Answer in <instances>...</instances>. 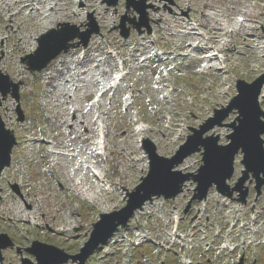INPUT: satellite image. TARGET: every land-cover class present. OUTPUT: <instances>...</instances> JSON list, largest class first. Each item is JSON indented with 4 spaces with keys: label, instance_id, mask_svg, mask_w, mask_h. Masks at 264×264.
<instances>
[{
    "label": "rangeland",
    "instance_id": "rangeland-1",
    "mask_svg": "<svg viewBox=\"0 0 264 264\" xmlns=\"http://www.w3.org/2000/svg\"><path fill=\"white\" fill-rule=\"evenodd\" d=\"M88 1L97 4L101 17L104 15V20L99 18L95 10L87 8L88 4L81 0H50L42 5H39L36 0L30 3L31 6L26 11H21L20 6L12 7L11 13H8L9 9H6L2 17L0 16V30L5 33V37L0 40V71L8 75L13 83L21 84L20 109L24 114V121L19 123L17 114L19 107L11 94L5 100L1 99V118L6 128L13 131L20 144L12 153V162L15 163L13 170L5 169L0 174V189L3 190L0 193L3 200L0 203V233L8 234L16 246L21 248L30 247L34 240H40L64 249L69 254H77L89 240L93 231L92 226L99 221L100 215L120 210L126 205L122 200L127 198L128 192L133 191L141 183V178L148 173V160L137 144V137L132 134L134 115L140 117L146 124V128L151 130L146 132L143 138L154 142L161 156L171 157L191 134V128H199L214 115L215 109L226 106L236 95L237 80L252 82L264 73V0H173L175 3L173 6L166 0H148L146 4L150 8L147 9V13L152 25V34L138 35L132 31L127 40L123 39L120 31L115 28L119 26L125 15L128 14L130 19L137 18L138 15L133 10L126 11L125 1L119 0L116 7H108L106 1L112 0ZM51 6L52 10H50ZM31 8L39 10L28 15ZM78 8L80 11H77ZM60 10L64 13L76 14V19L36 31V26L41 24L40 19L44 13L48 15ZM245 12L251 17L243 16ZM91 15L100 28V35L92 37L89 44V46L92 44L90 53L96 57L101 54L106 59L101 70L114 73L112 66L107 63L110 59L104 55V42L113 46L119 59L128 58L131 62L130 69H134L117 93L111 92L115 100L106 97L103 104L104 114H106L104 120L109 134L108 143L111 149L105 175L107 180L117 185L113 196L103 194L102 202L110 206L108 211L103 209L105 206L101 210L97 203L91 204L80 197L77 188L79 185L83 189L97 187L91 172L85 167L92 162L86 152L88 151L92 156L93 151V140H90L89 145L85 142L89 132L85 125L90 120L92 125L87 124V126L91 130L94 129L93 96L98 89L92 87V83L83 81L82 78L80 82H67L72 79L68 75L65 78L58 76L48 83L49 86L46 85L47 81L39 79L41 73L50 70L53 63L65 62L63 57L68 56L72 50L58 56L43 71L30 72L28 66L19 67L18 64L32 53L31 47L25 46L26 53L19 54L15 42L12 41L17 37L34 44L41 35L65 23L76 25L83 32L91 28L88 26L91 23ZM239 17L246 21L243 25L239 24L240 31L231 35V43L227 48L230 51L226 49L222 55L224 65L221 67L226 66L227 69L223 70L224 72L221 71L222 73L210 69L211 63L206 60V56L212 49L220 48L219 38L225 35L224 29L234 26ZM218 20H224V22L221 23ZM191 21L198 24L199 33L203 37L190 35ZM9 26L10 28L7 29ZM251 27L253 29H250ZM77 42H79L78 39L75 40V43ZM199 42L204 44L203 46L199 44L200 47H205L203 51L196 49ZM80 47L73 49L79 50ZM135 49L138 54L133 61L130 52ZM158 51H164L167 56L165 64L160 66L156 65L157 58L153 56ZM144 53H148L146 57L149 58L146 64L139 63V57ZM66 62V67L70 68L71 74L80 76V70L75 67L78 61L68 59ZM14 70L31 73L30 80L26 82L14 80L11 75ZM163 70L169 71V81L176 89V93L169 101L163 97L167 90L164 87ZM90 71L92 72L93 68ZM92 73L98 74L99 71ZM10 89L13 91V87ZM49 91L51 99L46 109L44 98ZM129 94L135 97L134 104L129 112H124L123 105L128 102ZM71 101L72 108L81 109L84 115V118L80 114L69 117L72 123L78 117L82 121L79 130L82 139H76L77 134L69 132L71 125L66 127L60 123L61 109L69 105ZM261 107L264 110V97ZM44 109L47 111L46 114ZM46 116L52 118L50 119L52 125H48L49 123L45 121ZM236 117L237 113L233 112L225 123H232ZM170 120L174 127L172 131H167L166 123ZM231 132L230 127H222L215 128L211 133L220 135V143L226 144L228 143L226 138ZM25 135H30V139L37 136L39 140L45 139L52 144L50 148L47 147L50 153L46 152V147L41 143L35 144L32 149L29 145L26 146ZM51 152H62L66 155L56 157L51 155ZM241 160L242 154L237 157L234 174L236 176L232 184L244 170ZM201 165L202 156L195 154L177 169L184 173H196ZM63 177L69 182V187L66 186L65 189L58 183ZM15 185L19 188L21 196L12 188ZM249 186L250 197L248 205L243 206V213H248L253 207L256 208L260 215V222L255 230L257 239L261 240L264 235V189L262 197L256 202L254 184ZM194 187L193 183H188L184 193L174 201L156 198L153 203L147 204L146 209L140 211L133 220L132 229L120 230L110 243L102 247L98 253L101 261L104 264H121L120 261L125 259L124 250L129 246L127 242L122 241L121 237L128 232L133 233L140 226L150 233L152 242L138 252L133 261L134 264H160V256L156 255L158 246L169 245L171 219L178 212L182 213L184 229L194 228V223L205 214L201 226L193 231L197 233V250L194 258L196 264H231L237 261L238 253L230 255L228 251L223 250L221 246L224 242L221 240L210 254H203V247L214 239V229L217 227L223 231L228 229L232 220L229 219L227 211L230 208L238 209L239 206L212 192L209 204L196 202L193 209L184 216L183 211L187 208ZM49 196H51L50 199H48ZM199 213L201 215L197 218ZM27 214L31 217L26 218ZM236 216L237 213L234 214V217ZM196 218L198 220H195ZM235 237H242V240L243 237L248 239L247 231L237 227L232 241ZM222 239H224L223 236ZM174 248L167 264H181V256L185 261L188 259V251L181 242ZM144 251L147 254L145 257L141 255ZM3 256L5 264H21V258L34 261V258L24 250L20 256L16 248L4 251ZM96 256L97 253L87 264L101 263V261L95 262ZM247 257L245 264H252L254 259L259 258L260 264H264V254L254 258L251 255Z\"/></svg>",
    "mask_w": 264,
    "mask_h": 264
},
{
    "label": "water",
    "instance_id": "water-1",
    "mask_svg": "<svg viewBox=\"0 0 264 264\" xmlns=\"http://www.w3.org/2000/svg\"><path fill=\"white\" fill-rule=\"evenodd\" d=\"M127 9L133 8L139 15V22L131 21L134 28L141 33L143 26L149 29L148 14L146 12L147 0H126ZM112 5L117 4V0H113ZM127 18H124L120 29L121 35L124 38H128L130 29H126ZM74 29L75 34L65 36L64 32ZM79 29L76 27L70 28L66 26L64 30H53L47 35L43 36L40 41V48L36 55L42 58V62L39 69L46 66L51 60L59 55L63 50L67 51L69 48V42L73 41L76 37H82L84 44L87 45L90 37L93 33H99L97 27L92 30L83 33H78ZM7 77H3L0 74V90L4 95H7V89L2 85ZM264 81L260 83L258 80L253 85H241V96L235 100L237 107L240 109L241 116L237 119L239 125H233L234 133L229 136L231 143L225 147L218 146L219 137H210L206 140L202 138L210 128L207 126L202 127L200 132L195 131V136L189 138L188 143L181 148L176 157L173 159L160 158L155 154L154 149L149 150L152 160V167L149 176L143 180V184L139 186L137 191L131 195V201L127 208L120 212H116L110 215L102 216V221L95 225L91 240L86 244L82 253L77 256H69L63 250L58 248L44 245L41 243H34L32 253L36 256L38 264H64L69 259L73 261L81 260V264H85L87 258L98 249L101 244H105L115 232H117L120 226L126 227L130 218L133 217L134 211L142 208L147 201H152L153 197L163 196L165 199L175 198L183 191L185 182L193 179L198 183L196 192L198 193L190 204L196 199L202 201L207 197L209 189L213 184H216L219 191L232 197L233 191L226 185V181L234 174V162L235 157L242 150L244 154L243 164L246 166L247 171L244 172V177L241 179L240 184L235 190L241 191L243 184L248 179L249 173H252L258 180V189L264 184V180L260 179V175H264V168L260 167L259 156H264L263 141L261 136L264 135V122L261 121V117H264V113L259 108L258 98L261 93L262 85ZM222 118V117H221ZM220 118V119H221ZM220 119L217 121L219 122ZM212 126V125H210ZM3 137L6 138L4 143ZM15 145V139L10 132L4 129V125L0 120V153L4 154L6 161L2 164H10V153ZM200 147H203L205 152L203 153L204 165L200 168L198 175L187 174L182 172H174L173 169L181 164L185 158L189 155L200 152ZM247 196L246 192L242 193V201H245ZM2 238H5L2 236ZM29 264V262H27Z\"/></svg>",
    "mask_w": 264,
    "mask_h": 264
},
{
    "label": "bare ground",
    "instance_id": "bare-ground-1",
    "mask_svg": "<svg viewBox=\"0 0 264 264\" xmlns=\"http://www.w3.org/2000/svg\"><path fill=\"white\" fill-rule=\"evenodd\" d=\"M36 0H0V16L2 17V13L6 11V9H9L8 13H11L12 11V7H18L20 6V10L21 11H26L30 6L31 4L30 3H34ZM41 1V3H48L50 0H39ZM81 2H85L88 4V7L89 9L91 10H95V12H97L99 18L101 20H104V15L101 17V14L99 13V9H97V4L95 2H90L88 0H81ZM52 5V4H51ZM55 6H57L55 4ZM52 7V6H51ZM12 8V9H11ZM52 8H50V10H52ZM34 11V10H32ZM38 11V9H37ZM58 15V16H57ZM244 15H247V17H251L249 15V13L245 12L243 13V16ZM75 16H77L76 14H72V13H64L60 10V12H51L50 14L48 15H45V13L43 14V17L40 19L41 20V24L36 26V31H41V30H44V29H47L49 26H53L54 24H57V23H62L63 21H70V20H75ZM69 19V20H68ZM219 22L223 23L224 20H218ZM191 25V24H190ZM220 25V24H219ZM10 28V26H9ZM227 29V27L225 28ZM250 29H253L252 27ZM5 37V33L0 30V40ZM215 39H218L217 37H214ZM7 41H8V38H7ZM15 42V45L18 49V52L19 54H22V53H26L25 51V46H28V47H31V50L32 52L36 49V46H37V43L35 44H30L29 42H26V41H23V39H18L17 37L14 38V40H12ZM221 43V41H219ZM229 41H227V44H228ZM202 51L204 50V48H201ZM111 50H113L115 52V50L113 48H111ZM75 50H72L68 56H65L63 57V59H65V62H58L57 64H51V67H50V70H46L44 72H42L41 76L39 77L40 80H45L47 81V83H49L50 81H53L56 79V77L60 76V77H65L66 75L69 76V78H72L71 80H67V81H73V82H80L82 81L80 78L86 81H88V79H90V83H92V80L93 78H95L96 76H104L105 74L107 73H104L103 71H101L100 73L98 74H92L90 72V69L93 68V66L95 65V69H101V66L99 63H97L96 61H92L90 59H92V56L93 55H86V51H84L83 53V59H80V56H81V51H77V52H74ZM107 55H108V59H111L114 61L116 60L117 58V55L114 56L112 53H108L107 52ZM68 59H75V60H78V61H81L82 63H85L84 65H78V67L76 68L77 70H80L81 71V74L80 76L79 75H73L71 74V70L70 68H67L66 67V61H68ZM211 62H216L218 63L219 65H222V62H221V58L220 57H217V56H212L210 59ZM64 63V66H62ZM73 63V61L71 62ZM21 65H26L24 64L23 62L21 63ZM60 65L62 67H60ZM59 67V68H58ZM85 68H89L87 71L86 70H83ZM214 67V65L212 66ZM75 69V68H73ZM215 69L216 71H219V68L215 66ZM12 77L14 80H19V81H22V82H26V81H29L30 80V73H27V72H24V71H21V70H14L12 71L11 73ZM94 82V88H99L100 86H97L99 84V81H93ZM88 87V86H87ZM45 98L47 100H50L51 97H50V91L48 92V94L45 96ZM47 103H50L47 102ZM72 103V102H71ZM81 114L82 112L80 110H72L71 108H63L62 110V113H61V121L60 123L63 125V126H66V127H71V129H69V132L71 134H77L76 135V139L79 138V139H82V136L79 132L80 128H81V123L82 121H80L79 117L73 121V123L71 122L72 120H70V114ZM88 124L91 125V121L88 120ZM85 122H86V118H85ZM72 123V124H71ZM73 125V127H72ZM84 125V124H83ZM85 128H87V130H89L88 132V135L85 139V142L90 143V140H96L97 137H95V134H94V131L90 129L89 126H87V124L85 125ZM134 133H136V137L138 135L137 132L134 131ZM101 143V142H100ZM95 143L92 144V146L95 148ZM30 147H32V145H30ZM107 152H109V156H110V151L111 149H106ZM95 152H96V149H95ZM86 155L91 158V155L89 152H86ZM107 156V153L105 154V157L106 159H104V157L102 156H98L96 153H95V156L92 157L93 158V163H92V166L90 168V171L91 169H94L96 172V174H94L92 171L91 173H93V177L100 183V185L94 189L92 188H87V189H83L82 186H78L80 188L83 189V191H78V194L84 198L85 200L89 201L90 203H97L99 205V207L103 208V206H105L103 209L105 211H108L110 209V206H107V205H104V203L102 202V200L104 199V196H103V186L101 184L104 183V179L105 177H103V175L101 174L102 173V170H100L101 168V163L103 164H106L107 160H108V157ZM59 157V156H58ZM260 159V162L264 161V156H259L258 157ZM99 159H101V162H99ZM14 161L12 163V166L14 165ZM260 167L261 168H264V163L262 162V164H260ZM62 186L63 189H65L66 186L69 187V182L63 177L61 178V182H59ZM116 193V190H115V185L114 184H111V191L108 193L109 195H112ZM51 196L48 197V199H50ZM26 218H30L31 216L29 214H27L25 216ZM26 221V220H25Z\"/></svg>",
    "mask_w": 264,
    "mask_h": 264
}]
</instances>
